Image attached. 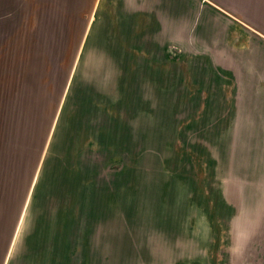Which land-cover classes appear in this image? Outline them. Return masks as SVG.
I'll list each match as a JSON object with an SVG mask.
<instances>
[{
	"label": "rangeland",
	"instance_id": "rangeland-1",
	"mask_svg": "<svg viewBox=\"0 0 264 264\" xmlns=\"http://www.w3.org/2000/svg\"><path fill=\"white\" fill-rule=\"evenodd\" d=\"M27 3L0 0V264H264V39L180 15L123 56L134 25Z\"/></svg>",
	"mask_w": 264,
	"mask_h": 264
},
{
	"label": "crops",
	"instance_id": "crops-1",
	"mask_svg": "<svg viewBox=\"0 0 264 264\" xmlns=\"http://www.w3.org/2000/svg\"><path fill=\"white\" fill-rule=\"evenodd\" d=\"M181 0H28V8L37 9L41 13L42 18L53 16L59 19H50L49 22L64 23L68 16L82 17L89 15L87 23L98 24H120L134 25L139 28L138 31H133L135 35L128 38L130 42L129 51L121 55L132 54V48L135 50L134 54H141V45L143 38L148 37L152 32L157 33V26L166 24L170 25V30L179 22V16H191L189 21L190 26L187 25L181 28L183 40L190 42L191 36L195 30L197 23H200L201 29L204 32L205 38L225 40L230 46H234L240 56H254V53L248 48L250 45L258 44V40L264 39V6L258 7V0H212L213 5L217 11L213 19L202 16V20L194 15V12ZM186 1V0H183ZM186 6V7H185ZM185 7V8H184ZM109 17L111 20H109ZM102 18H108L103 20ZM44 22H48L44 20ZM146 24V25H145ZM224 24V26H222ZM144 25V26H141ZM174 25V26H173ZM165 27V29H167ZM112 27L108 28V33L105 36L108 41L114 40ZM160 29V26H159ZM123 33H126L125 27H122ZM130 32V31H129ZM112 33V34H111ZM136 34L138 36L136 37ZM207 34V35H205ZM210 34V36H209ZM157 35L150 36L149 39H156ZM119 39V38H116ZM147 39V38H146ZM123 40L127 37L123 36ZM230 42H236L232 44ZM106 46L105 55H118L114 52L116 47L113 44ZM144 48V45H143ZM113 50V51H109ZM144 51V50H143ZM216 54V52L211 51ZM102 55V53H95Z\"/></svg>",
	"mask_w": 264,
	"mask_h": 264
}]
</instances>
